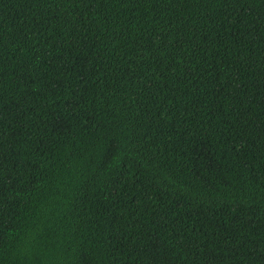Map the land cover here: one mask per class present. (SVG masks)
<instances>
[{"label":"trees","instance_id":"1","mask_svg":"<svg viewBox=\"0 0 264 264\" xmlns=\"http://www.w3.org/2000/svg\"><path fill=\"white\" fill-rule=\"evenodd\" d=\"M0 264H264V0H0Z\"/></svg>","mask_w":264,"mask_h":264}]
</instances>
